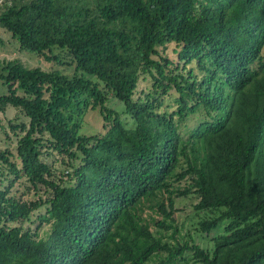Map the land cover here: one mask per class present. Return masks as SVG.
<instances>
[{
    "label": "trees",
    "instance_id": "obj_1",
    "mask_svg": "<svg viewBox=\"0 0 264 264\" xmlns=\"http://www.w3.org/2000/svg\"><path fill=\"white\" fill-rule=\"evenodd\" d=\"M0 28L75 64H0V111L29 119L0 147V264H264V0H4ZM91 109L105 133H80ZM189 196L199 233L224 226L210 248L178 221Z\"/></svg>",
    "mask_w": 264,
    "mask_h": 264
},
{
    "label": "rangeland",
    "instance_id": "obj_2",
    "mask_svg": "<svg viewBox=\"0 0 264 264\" xmlns=\"http://www.w3.org/2000/svg\"><path fill=\"white\" fill-rule=\"evenodd\" d=\"M4 0H0V5ZM171 49H173V46L170 47V49L167 51V54L171 57H175L177 54H173L171 52ZM264 52V49H263ZM164 56H166V53H163ZM4 59H20L26 66L29 67H37L42 66V68L50 69L58 68L63 73L69 76H73L75 73V64L71 65H64V63H57V62H48L44 60L42 57L39 58L38 55L36 56L35 53L20 49L19 42L17 38L13 37L11 32L5 30L4 28H0V64ZM42 63V65H41ZM151 80H142L139 83L136 97L140 94L142 90L148 89L151 85ZM7 93V86L4 85L0 81V95ZM176 98V94L173 93L172 96H167L164 100V105L168 107V109H172L171 106L175 103L174 100ZM116 106V105H114ZM18 117V119H16ZM201 117V115L197 114L194 115V117H191L188 119V121L185 122V125L182 126V132H184L185 128L193 126L194 122ZM11 120H17V122H28V118L21 113L20 111L16 110L12 106H9L8 109L3 112L0 111V147L5 148L10 146L11 148L15 150L17 147V142L19 139V136L21 130L17 129L16 131H13L9 124V119ZM15 122V121H14ZM3 125V126H2ZM108 129H104V121L102 119L101 114L97 110H89L88 113L85 115L82 129L80 133L82 134H97V133H105ZM17 132V133H16ZM43 159H46V161L52 166L53 169H56L58 172L65 168L64 164L62 163V158H65V156L61 155L59 151L52 149V154H48L43 156ZM67 158V157H66ZM3 178L0 176V179ZM25 183V182H24ZM23 183V184H24ZM16 184L13 188V191H16L18 195L24 196V198L28 199H37L38 195L35 194V191L29 192L25 188V184ZM5 185H8V177H6V182L0 183V189L4 188ZM197 202L196 198L190 197H182L177 200V207H179V211L176 214L178 217L179 223L184 224V233L186 231L191 232L192 235L195 237V241L198 244H201L205 247H212L213 245V238L216 236V234L221 233L224 231V226L221 225L218 230L213 231L211 235H205L199 233L197 228L198 220L200 219L199 214L196 213L193 204ZM46 212L45 206L37 209L33 214L31 215L30 221L26 223V225L32 227L35 229L37 225L40 223V220L38 219V216L40 214H43ZM43 223V222H42ZM27 227V226H26ZM50 227L51 224L48 222H45L39 229V233L41 237H47L50 233Z\"/></svg>",
    "mask_w": 264,
    "mask_h": 264
}]
</instances>
